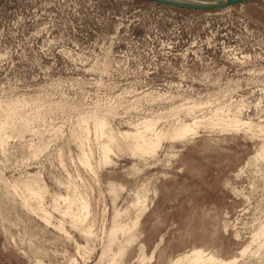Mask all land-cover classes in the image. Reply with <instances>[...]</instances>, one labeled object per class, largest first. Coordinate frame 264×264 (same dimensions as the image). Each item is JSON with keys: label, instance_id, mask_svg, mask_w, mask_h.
<instances>
[{"label": "rangeland", "instance_id": "rangeland-1", "mask_svg": "<svg viewBox=\"0 0 264 264\" xmlns=\"http://www.w3.org/2000/svg\"><path fill=\"white\" fill-rule=\"evenodd\" d=\"M236 86L234 100L245 97L250 105L244 119L264 121V0L211 11L146 0H0V101L25 99L26 112L39 111L35 127L48 143L40 152L39 135L9 138L0 150V168L11 180L43 168L51 190L59 191L53 177L67 172L56 151L61 146L70 153L71 146L77 156L69 138L72 122L97 101L118 106L112 124L124 129L139 109L166 106L161 100L152 106L146 96L139 109L128 108L137 95L185 91L197 99L210 93L222 98ZM3 109L0 104V118ZM171 145L165 143L148 162L119 153L100 177L82 169L94 186L98 232L89 250L78 231L56 228L59 214L47 223L22 200L12 204L0 196V264L97 263L113 216L110 181L128 191L143 184L152 189L142 240L147 253L161 236L165 243L146 264H167L193 246L231 259L248 243L249 252L236 264H264V158L250 160L261 140L202 131L193 142L176 144L179 156L170 159ZM34 151L39 157L31 159ZM65 164L75 170L68 159ZM133 165L142 172L134 174ZM138 253L135 246L127 263L139 264Z\"/></svg>", "mask_w": 264, "mask_h": 264}, {"label": "bare ground", "instance_id": "bare-ground-1", "mask_svg": "<svg viewBox=\"0 0 264 264\" xmlns=\"http://www.w3.org/2000/svg\"><path fill=\"white\" fill-rule=\"evenodd\" d=\"M177 1L206 4L216 2V0ZM237 89L238 86L229 88L230 92L224 90L226 95L222 98L218 95L217 97L216 95L211 96L210 93L207 99L206 97L204 99L193 98L185 91L178 94L146 92L144 95H137V99L127 104L128 108L139 109V103L146 96L151 97L152 106L160 100L166 102V106L148 109L149 112L139 109L136 112L138 118L125 123L128 124L126 129L117 128L112 124L113 118L119 113L116 104L104 105L97 101L88 109L78 112L71 125L69 138L76 145L79 157L74 155L71 146L69 147L70 153L65 154L61 146L56 151L63 171L67 172L66 177H61L60 174V176L53 177L54 183L60 187V189L58 187L59 191L51 190L43 168L18 173L12 176V180L0 168V193H2L0 196L3 195L2 199L5 198L12 204L17 202V198L22 200L25 209L40 215L47 223H51L54 214H59L61 221L56 228L67 231V227H70L78 231L88 242L86 250H89L91 241L98 238V232L93 212L94 186L83 175L85 168L100 177V169L113 165L114 156L119 153L129 154L141 162L144 160L148 162L151 158L155 160L165 143H172L168 154L172 159L179 156L174 152H180V150H175L176 144L191 143L199 137L202 131H208L211 134L217 132L224 136H229L233 132H242L251 139H260L259 150L251 156L250 160L258 162L264 158V121L254 123L249 117L244 119L245 112L248 111L250 105L245 97L234 100L233 95ZM25 103V99L0 101L4 107L2 111L4 115L0 118L1 151L8 145L9 138L15 136L22 139L27 135H39L40 152L48 148V143L40 138V135H44L45 132L38 131L35 127V120L40 119V112L37 111L38 114L37 112H26ZM256 104L258 106L262 104L260 99ZM59 129L56 128L55 132ZM92 135L95 136L93 139H96V142L94 141L96 144L91 138ZM32 141L33 139L30 140ZM34 145L32 143L29 146ZM38 157L37 152L34 151L30 158ZM66 159L75 165L73 172L65 166ZM131 169L134 174L142 172L141 168L136 165L131 166ZM151 191L148 184L128 191L122 183L109 182L108 194L113 207L112 222L111 227L106 231L100 258L95 264H128L129 253L135 246L139 249V256L135 258L139 264L153 263L156 260V252L165 243L164 236L160 237V241L151 253H147V245L143 242L141 233L142 221L154 201V197L150 195ZM262 231L263 229L253 234L254 241ZM250 247L248 243L240 250V256L226 259L216 251L193 246L170 259L167 264H236L239 257H245Z\"/></svg>", "mask_w": 264, "mask_h": 264}, {"label": "water", "instance_id": "water-1", "mask_svg": "<svg viewBox=\"0 0 264 264\" xmlns=\"http://www.w3.org/2000/svg\"><path fill=\"white\" fill-rule=\"evenodd\" d=\"M146 1L151 3L155 2L163 6H171L178 9H187L193 11L196 10L211 11V10H222L227 7L239 6L240 4H244L246 2H250L253 0H216V2L211 4L191 3V2H184L177 0H146Z\"/></svg>", "mask_w": 264, "mask_h": 264}, {"label": "built area", "instance_id": "built-area-1", "mask_svg": "<svg viewBox=\"0 0 264 264\" xmlns=\"http://www.w3.org/2000/svg\"><path fill=\"white\" fill-rule=\"evenodd\" d=\"M218 13H220V12H217L216 14H218Z\"/></svg>", "mask_w": 264, "mask_h": 264}]
</instances>
